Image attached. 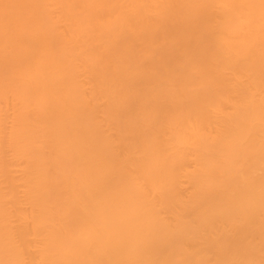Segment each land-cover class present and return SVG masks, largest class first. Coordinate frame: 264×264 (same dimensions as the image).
Returning <instances> with one entry per match:
<instances>
[{"label":"bare ground","instance_id":"1","mask_svg":"<svg viewBox=\"0 0 264 264\" xmlns=\"http://www.w3.org/2000/svg\"><path fill=\"white\" fill-rule=\"evenodd\" d=\"M0 264H264V0H0Z\"/></svg>","mask_w":264,"mask_h":264}]
</instances>
